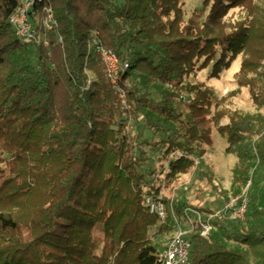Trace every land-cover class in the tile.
Listing matches in <instances>:
<instances>
[{"label":"trees","instance_id":"1","mask_svg":"<svg viewBox=\"0 0 264 264\" xmlns=\"http://www.w3.org/2000/svg\"><path fill=\"white\" fill-rule=\"evenodd\" d=\"M20 1L0 0V264H158L149 233L159 219L145 202L158 188L141 169L151 143L126 129L140 115L163 136L168 181L202 156L212 123L237 156L234 176L249 182L244 218L216 215L206 236L195 230L189 264H264V116L184 82L240 54L237 84L264 106V0H204L188 20L181 0H36L34 13L49 6L57 25L36 22L28 42L9 22ZM94 37L128 64L117 84Z\"/></svg>","mask_w":264,"mask_h":264},{"label":"rangeland","instance_id":"2","mask_svg":"<svg viewBox=\"0 0 264 264\" xmlns=\"http://www.w3.org/2000/svg\"><path fill=\"white\" fill-rule=\"evenodd\" d=\"M184 20H188L192 13L199 12L204 7V0H181ZM205 9V13H207ZM241 8L230 9L224 16L226 23H233L240 17ZM242 56L238 54L228 65H224L214 74L212 71V62L208 66L200 68L194 76L187 77L184 82L194 84H204L208 86L213 95L220 100V107L230 110H240L249 113L260 112L264 116V106L257 105L251 96L247 87H240L235 79V73L239 70ZM187 95H185L186 100ZM219 108V107H218ZM216 107L211 106V112L214 113ZM227 118H223L224 124ZM212 138L210 145H203L204 153L200 157H194L193 167L186 173H181L178 177L168 181L166 172L168 161L163 158V150L158 143L162 135L153 134L150 130L144 128L142 116L136 120H130L127 130L133 134L142 132V138L155 145H145L142 147L146 151L148 161L141 164V169L146 172L145 180L153 185V189L158 188V193L162 196L166 205V214L163 219H159L157 225L150 230L151 239L157 250H162L170 239L176 233L175 226H180L187 234H191V226L185 223V214L191 215L194 211L199 212L205 218L222 216L226 218L230 213L226 211L228 203H234L239 197L238 194H244L249 186V182L243 183L242 179L234 176L233 169L237 162V156L234 152H227V140L222 136L216 125L207 124ZM179 153L170 154L169 158ZM260 163L256 162V168ZM152 172L148 174L147 172ZM253 169H251V172ZM84 180L89 178V173L82 175ZM240 192L234 195V192ZM264 209V194L260 202ZM205 210V211H204ZM207 210L212 213H207ZM170 216V230H163L167 217ZM159 226L162 230L159 231Z\"/></svg>","mask_w":264,"mask_h":264},{"label":"built area","instance_id":"3","mask_svg":"<svg viewBox=\"0 0 264 264\" xmlns=\"http://www.w3.org/2000/svg\"><path fill=\"white\" fill-rule=\"evenodd\" d=\"M40 1V0H38ZM36 0H21L20 5L15 12L9 17V22L12 25L16 36L22 41L28 42L32 40H39V34L36 33L34 24L40 22L45 29H51L57 25L53 16L52 9L46 6L42 10L40 17L33 11V5ZM95 36V33H93ZM95 38V37H94ZM59 41L61 38L59 37ZM46 44V43H45ZM95 50L100 56L102 65L112 84H117V81L122 72L128 68L125 61H120L115 53L110 49L98 43L95 38L93 41ZM120 98H124V92L118 89ZM238 198L234 203H228L226 211L230 213L233 218H244L246 196L243 195L242 201L239 204ZM145 202L149 207V211L157 215L158 219H163L166 214V205L162 196L157 194H147ZM214 218V216H213ZM213 218H205L199 212H193L191 215L185 214L184 221L191 226L192 233L200 229L202 236H206L211 229V221ZM176 233L170 239L162 250H157L158 264H189V252L191 248L190 235L187 234L180 226H175Z\"/></svg>","mask_w":264,"mask_h":264}]
</instances>
